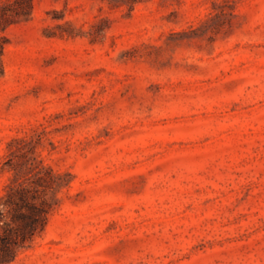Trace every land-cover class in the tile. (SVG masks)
<instances>
[{"label":"rangeland","instance_id":"374dc122","mask_svg":"<svg viewBox=\"0 0 264 264\" xmlns=\"http://www.w3.org/2000/svg\"><path fill=\"white\" fill-rule=\"evenodd\" d=\"M120 1L0 30V195L14 139L70 181L10 264H264V0Z\"/></svg>","mask_w":264,"mask_h":264},{"label":"trees","instance_id":"16d2710c","mask_svg":"<svg viewBox=\"0 0 264 264\" xmlns=\"http://www.w3.org/2000/svg\"><path fill=\"white\" fill-rule=\"evenodd\" d=\"M32 10L33 0H1L0 30L28 18ZM4 49L0 37V76ZM6 164L13 176L0 195V264L12 263L45 229L50 213L60 203L59 193L70 182L67 175L45 165L25 139L12 140Z\"/></svg>","mask_w":264,"mask_h":264}]
</instances>
